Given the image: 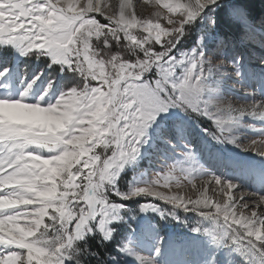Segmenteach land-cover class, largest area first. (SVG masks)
Masks as SVG:
<instances>
[{
  "label": "snow or ice",
  "instance_id": "snow-or-ice-1",
  "mask_svg": "<svg viewBox=\"0 0 264 264\" xmlns=\"http://www.w3.org/2000/svg\"><path fill=\"white\" fill-rule=\"evenodd\" d=\"M155 3L169 13L167 27L156 22L159 12L138 17L132 0H0V47L46 57L64 77L59 88L52 78L29 99L40 74L21 89L9 84L7 68L0 71V264H81L86 248L78 242L93 232L108 238L124 208L115 201L137 197L171 205H139L161 219L195 213L211 222L203 232L213 244L236 249L245 264H264V195L239 191L200 164L186 131L194 120L208 125L200 131L211 140L264 156V98L249 93L247 106L227 103L228 65L218 58L226 46L219 22L247 27L250 18L241 0ZM192 31L194 43L184 48ZM150 130L171 149L172 162L163 159V177L134 178L122 190L120 173L138 166L146 145L156 150ZM248 133L250 143L240 144ZM202 178L223 199L159 190L182 180L196 188L192 182Z\"/></svg>",
  "mask_w": 264,
  "mask_h": 264
},
{
  "label": "rangeland",
  "instance_id": "rangeland-1",
  "mask_svg": "<svg viewBox=\"0 0 264 264\" xmlns=\"http://www.w3.org/2000/svg\"><path fill=\"white\" fill-rule=\"evenodd\" d=\"M107 2L117 5L119 0H107ZM241 3L250 18L247 27L242 24L227 25L222 20L218 24L219 30L226 39V46L221 50L218 58L224 59L228 65L226 68L228 75L222 80L223 90L227 95L226 102L233 108L247 106L248 100L252 98L249 93L255 94L257 99L264 98V0H241ZM132 4L138 17H154L159 12L161 18L156 22L162 27L168 26L163 17L169 13L162 5H157L155 0H132ZM195 35V31L190 32L189 38L183 41L182 46L191 47ZM46 59V57L38 60L35 56H21L11 46L7 49L0 47V71L7 68V73L13 74V79L11 77L12 82L14 80L13 85L22 89L28 81L40 74L28 93L29 99L32 94H40L50 79L55 78L57 88L64 79L57 66L53 68L46 66ZM233 64H235L234 68L231 66ZM235 72H239V75H235ZM2 94L3 92L0 91V95ZM8 94L16 93L10 89ZM170 123L165 121L164 126L169 127ZM201 127L208 125L201 124L197 127L194 120L187 122V140L197 154L198 162L216 175H223L235 182L239 186V191L264 195V156H259L251 150H244L235 144L217 143L205 136L200 131ZM211 130L215 129L211 128ZM150 134L156 150L151 143L146 145L142 150L138 166L128 167L120 173L116 184L122 190H127L134 178L136 181L153 179L157 173L163 177L164 172L167 171L163 159L172 162L171 149L156 139L154 131L150 130ZM251 135L254 133L241 136L239 143L245 145L250 143ZM206 179L194 180L192 183L196 184V188L186 180H182L179 187L170 183L168 187H160L159 190L192 200L203 199L200 196L201 192L214 201L223 199L222 194L213 191L214 185L207 189L202 187V181ZM163 182L161 179L160 183ZM239 195L240 192H236V196ZM147 201L159 203L161 207H172L151 197L117 200L116 205L122 204L124 208H118L119 218L108 225L111 229L108 238L105 239L99 232L84 237L85 239L88 236H97L106 242L117 243L112 257L107 258L108 261L103 264H141L144 258H151L155 264H245L244 257L236 249L215 245L211 238L204 234L203 229L211 226L210 221L200 220L195 213H184L182 210L175 213L179 219H173L171 216L161 219L155 212L140 211L139 205ZM197 226L201 227L202 231L192 230Z\"/></svg>",
  "mask_w": 264,
  "mask_h": 264
},
{
  "label": "trees",
  "instance_id": "trees-1",
  "mask_svg": "<svg viewBox=\"0 0 264 264\" xmlns=\"http://www.w3.org/2000/svg\"><path fill=\"white\" fill-rule=\"evenodd\" d=\"M78 243L82 249L86 248L80 256L81 264H103L112 257L117 245L114 241L106 242L97 236H88Z\"/></svg>",
  "mask_w": 264,
  "mask_h": 264
},
{
  "label": "bare ground",
  "instance_id": "bare-ground-1",
  "mask_svg": "<svg viewBox=\"0 0 264 264\" xmlns=\"http://www.w3.org/2000/svg\"><path fill=\"white\" fill-rule=\"evenodd\" d=\"M6 76H7V79L9 81V84H11L12 83V79H13V74L11 72H9V73H7ZM11 77H12V79H11ZM0 91L3 92L1 89H0Z\"/></svg>",
  "mask_w": 264,
  "mask_h": 264
}]
</instances>
